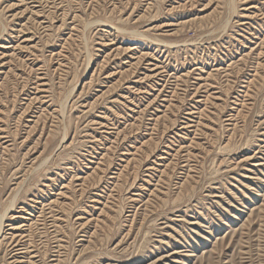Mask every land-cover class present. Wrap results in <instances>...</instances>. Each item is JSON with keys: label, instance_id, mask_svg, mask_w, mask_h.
<instances>
[{"label": "rangeland", "instance_id": "obj_1", "mask_svg": "<svg viewBox=\"0 0 264 264\" xmlns=\"http://www.w3.org/2000/svg\"><path fill=\"white\" fill-rule=\"evenodd\" d=\"M0 264H264V0H0Z\"/></svg>", "mask_w": 264, "mask_h": 264}, {"label": "bare ground", "instance_id": "obj_2", "mask_svg": "<svg viewBox=\"0 0 264 264\" xmlns=\"http://www.w3.org/2000/svg\"><path fill=\"white\" fill-rule=\"evenodd\" d=\"M8 210V209H7ZM4 216V215H3Z\"/></svg>", "mask_w": 264, "mask_h": 264}]
</instances>
